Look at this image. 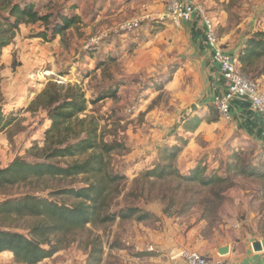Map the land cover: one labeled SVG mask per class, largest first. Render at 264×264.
Masks as SVG:
<instances>
[{"label":"rangeland","instance_id":"obj_1","mask_svg":"<svg viewBox=\"0 0 264 264\" xmlns=\"http://www.w3.org/2000/svg\"><path fill=\"white\" fill-rule=\"evenodd\" d=\"M193 1L214 22L220 46L227 53L238 54L249 37L264 31V0ZM14 3H33L41 15L51 14L52 20L58 13L75 16L76 23L50 42L38 38L43 23L22 25L3 50L2 108L13 120L0 133V169L16 158L39 162L31 148L36 142L43 146L51 123L45 111L29 112V104L48 83L72 86L89 101L80 115L86 127L97 122L98 135L122 147L110 159L114 174L122 178V192L113 211L132 207L152 215L145 222L130 219L88 225L40 264H93L88 242L96 237L103 250L101 264H173L171 253L180 249L217 259L220 247L264 241V179L234 176L221 185L203 187L178 177H144L159 163L161 148L189 137L182 126L194 115L204 122L179 154L175 168L180 175H189L201 164L208 173L225 178L230 158L241 152L264 173V143L250 135L241 116L225 121L214 106V98L225 87L219 85L218 72L212 67L201 19L176 27L164 19L166 0ZM0 15L6 17L8 10H0ZM132 21L139 28L126 30ZM258 83L264 88V75ZM85 179L79 176L59 185L78 189L85 186ZM4 193L0 192V202L33 193L68 205L76 201L51 195L42 186H35L34 191L19 186ZM32 223L23 221L19 227L26 231ZM0 264L16 263L9 253H3Z\"/></svg>","mask_w":264,"mask_h":264},{"label":"trees","instance_id":"obj_2","mask_svg":"<svg viewBox=\"0 0 264 264\" xmlns=\"http://www.w3.org/2000/svg\"><path fill=\"white\" fill-rule=\"evenodd\" d=\"M0 10H8L6 17L0 15V60L3 50L11 45L22 25L43 23L44 31L38 38L50 42L64 35L76 23L75 16L63 13H58L53 20L51 14L41 15L33 3L20 5L12 4V0H0ZM237 57L243 73L258 82L264 75V31L249 37ZM12 68L16 69L15 63ZM88 103L79 89L48 83L29 104V112L43 110L51 123L44 133L43 146L36 142L31 148L39 162L16 158L9 166L0 169V192L5 194L4 190L19 186L34 191L35 186H42V191H50L51 195L76 201L68 205L33 193L0 202V254L9 253L16 264H40L52 258L64 248L67 239H75L77 232L88 225L98 227L130 219L145 222L152 216L132 207L113 211V203L122 192L119 186L122 178L114 174L110 159L122 147L101 138L97 122L91 121L86 127V119H80V115L86 112ZM2 104L0 92V133L8 129L13 120L12 116L5 115ZM203 122L202 117L194 115L185 119L182 128L190 137ZM188 138L177 140L172 147L161 148L159 163L146 171L144 177L160 180L178 177L187 182H198L203 187L221 185L234 176L264 179V173L243 158L242 152L230 158L225 178L215 172L208 173L201 164L189 175H180L175 164ZM79 176L86 178L84 187L76 189L59 185ZM29 220L33 223L26 231L19 227L20 222ZM88 245L93 264H101L103 250L98 238L89 241Z\"/></svg>","mask_w":264,"mask_h":264},{"label":"built area","instance_id":"obj_3","mask_svg":"<svg viewBox=\"0 0 264 264\" xmlns=\"http://www.w3.org/2000/svg\"><path fill=\"white\" fill-rule=\"evenodd\" d=\"M167 10L164 19L170 20L176 27L182 23H189L194 19H201L205 27L206 45L211 50L212 61L219 67V73L224 80V91L214 98V106L221 118L232 121V104L236 100L246 101L250 105L251 112L259 116L263 121L264 128V88L241 70L236 56L225 52L219 42L214 22L205 14L203 8L195 2L180 0H166ZM139 28L137 21L126 25V30ZM181 253L173 260L181 259L184 264H226L223 257L213 259L200 252L181 249Z\"/></svg>","mask_w":264,"mask_h":264},{"label":"crops","instance_id":"obj_4","mask_svg":"<svg viewBox=\"0 0 264 264\" xmlns=\"http://www.w3.org/2000/svg\"><path fill=\"white\" fill-rule=\"evenodd\" d=\"M180 1L194 2L193 0H180ZM184 24L189 25V23H184ZM230 54L233 56L237 55L236 52H231ZM212 67L215 69V71L218 72L219 81H220L219 85L222 84L224 85V80L222 79L219 73V67L214 63L212 64ZM231 108H232L233 119H237L238 116H241L243 118L242 122L244 123L250 135L253 136L256 140L261 141V143H264L263 121L259 116H256L251 112L249 103L242 100H236L235 102H233ZM254 242L255 241L253 240L249 244L245 240L234 246H229L230 253L224 256L223 260L226 262V264H264V241H260L262 243V248H263L261 252L254 251L252 247V244ZM212 255L213 254L211 253L210 256ZM216 256L218 257V254H216ZM176 260H181V259H176ZM172 263L177 264L175 263L174 260ZM179 263L184 264L182 260Z\"/></svg>","mask_w":264,"mask_h":264},{"label":"water","instance_id":"obj_5","mask_svg":"<svg viewBox=\"0 0 264 264\" xmlns=\"http://www.w3.org/2000/svg\"><path fill=\"white\" fill-rule=\"evenodd\" d=\"M192 109H196V107L193 106ZM252 247H253L255 252H261L263 250L262 243L260 241H255L252 244ZM181 251H182L181 249L174 251L173 254H172V257L175 258L176 256H178L181 253ZM217 252H218L217 253L218 256L224 257V256H226V255H228L230 253V247L229 246L221 247V248L218 249Z\"/></svg>","mask_w":264,"mask_h":264}]
</instances>
